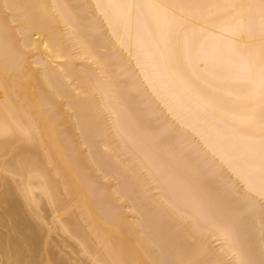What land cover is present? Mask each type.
<instances>
[{
    "label": "bare ground",
    "instance_id": "6f19581e",
    "mask_svg": "<svg viewBox=\"0 0 264 264\" xmlns=\"http://www.w3.org/2000/svg\"><path fill=\"white\" fill-rule=\"evenodd\" d=\"M0 264H264V0H0Z\"/></svg>",
    "mask_w": 264,
    "mask_h": 264
}]
</instances>
